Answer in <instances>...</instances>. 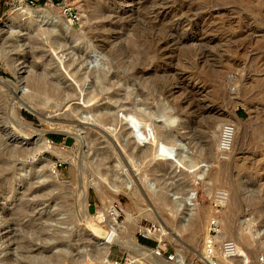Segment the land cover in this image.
I'll return each mask as SVG.
<instances>
[{"label": "rangeland", "instance_id": "1", "mask_svg": "<svg viewBox=\"0 0 264 264\" xmlns=\"http://www.w3.org/2000/svg\"><path fill=\"white\" fill-rule=\"evenodd\" d=\"M66 1L82 15L80 25L71 24L72 29L108 61L109 88L101 95L95 92L94 105L90 103L89 108H101L105 103L117 108L120 102L128 107L135 100L126 98L127 90L133 93L132 98L147 101L151 108L163 106L167 114L177 117L178 127H184L173 130H177L207 173L205 180L194 181L201 230L193 237L190 228L182 232L176 228L175 211L143 186V176L151 173V164L143 159L131 162L111 123L101 124L94 116L78 117L76 110L87 109V104L83 89L78 88L67 65L73 53L66 60L60 56L75 50L73 38L64 39V47L58 51L53 40L50 42L33 27L23 28L22 21L9 27L11 15L17 12L21 1L0 0V49L5 52V58H0V163H7L9 170L0 176V264L5 259L7 264H39L36 258L48 261L54 256L56 261L51 259V264L64 258L66 264H72L65 254L67 249L76 256L84 254L83 248L91 236L87 228L90 222L85 226L80 220L81 190L86 193L88 212L93 217L113 202L120 204L125 213L119 222L131 212L143 226L153 224L152 230L158 231L162 225L170 232L159 241L132 228L131 236L143 246L156 249L160 245L166 255L180 251L188 264H264V0ZM48 9L58 10L55 6ZM40 79L45 80V87L53 84L60 88L59 95L34 86ZM28 106L38 114L30 112ZM12 109L28 125L19 124ZM225 123L234 124L236 132L232 152L221 158L217 145ZM125 128L120 127V133ZM69 129L87 135L88 146L80 149ZM35 130H42L47 141L65 152L64 157L47 150L37 158H9L13 149L32 147ZM51 135L60 139L56 141ZM80 156L84 160L80 161ZM118 158L122 161L118 170L132 180L130 193H113L109 181L104 179L109 176L105 171H110ZM44 160L52 163L46 169L56 176L57 186L53 189H45L34 175L25 181L12 180L20 165L40 168ZM101 160L104 162L100 165ZM58 164L62 166L55 172ZM92 179L104 181L102 192L89 184ZM222 191L226 203L216 206L215 197ZM147 206L157 214L148 215ZM212 218H218L224 239L237 244L235 258H222L219 245L214 260L205 257L204 237ZM143 239L154 244H144ZM119 247H111L109 258L126 264L128 252Z\"/></svg>", "mask_w": 264, "mask_h": 264}, {"label": "bare ground", "instance_id": "2", "mask_svg": "<svg viewBox=\"0 0 264 264\" xmlns=\"http://www.w3.org/2000/svg\"><path fill=\"white\" fill-rule=\"evenodd\" d=\"M20 1H21L20 5L16 8L17 12L15 11V13L11 15L12 19L9 20L11 23L10 24L8 23L9 24L8 26L9 27L17 26L15 24L18 22L21 23L20 21H22L23 28L27 29L29 27L30 28L33 27L35 30H37V32L44 33L50 42L53 40V42L56 43L55 50H58V51H60V49L64 47V43L66 41V40L64 41V39L66 38L68 39V37L73 38V42L75 43L74 44L75 46L73 48L75 49L74 51L76 52H74L73 50L69 51V53L63 52L60 56L62 59L66 60L67 55H69L70 53H73L71 58H69L67 65L71 72L70 75L75 81V83L78 85V88L83 89V92H84L83 101L84 103L87 104V109L84 110L82 108L81 109L79 108L76 110L78 117L80 119H88L91 116H94L95 119L99 123L101 124L111 123L115 127V137L118 140V142L124 143L123 146L126 148V151L128 152V156L131 162L134 159H141V160L143 159L142 161H147L148 164H151V167H152L151 173L145 174V176H143L144 177L143 186H145L146 190L151 195L155 196L159 202L166 203L171 206V208L175 211L176 228L180 232L187 231V229L190 228L191 235L193 237L196 236L200 232L201 227H200V219H199V216H197L196 208H195L196 199H197V196H196L197 190H196V187L194 186V181L196 179L205 180L207 173H206V169L200 165L201 161L198 160L195 157V155L189 149H187V147L183 144L182 140L177 134L178 133L177 130H173L174 127H178V124H176L177 117L173 113L167 114L165 112V108L161 105H157V107L151 108L148 105L147 101L138 102V98L136 99L134 97L132 98L133 93L127 90H125L126 95H127L126 98L130 99L129 100L130 102H132L133 99L135 100L132 102V104H130V106L128 105V107L126 106L127 105L126 103H128L127 101L126 103H124L126 104L125 106L122 105L123 103L121 104V102L119 101L120 103H118L119 105L117 106V108L114 107L115 105L111 106L110 103H105L101 108H93V107L89 108L90 103L92 104V100L95 98L94 95L97 92H98L97 95H101L103 91L109 88L108 70H107V68H109L108 61L106 60V58L105 59L102 58V54L96 47L92 46L91 43L84 41L81 35L72 29L73 27H71V22L62 13H60V11L57 10V12L56 11L53 12L54 10L52 11V9L50 10L48 9V7L47 8L45 7L34 8L32 6H29V4L25 3L24 0H20ZM4 23L6 22H3V24ZM12 32H14V30H12ZM62 41H64V43ZM0 58H5V52L3 49H0ZM0 79H2L1 76H0ZM112 80H114V78ZM55 81L56 79L54 80V83ZM114 81H116V79ZM44 82L45 80L40 79L38 80L37 85H34V86H37V88H40V89L42 88V90L44 91L46 90L47 93L54 94L56 96L59 95L58 89L60 88L58 89L55 88L53 84H49L48 87H45ZM120 83L122 82L120 81ZM125 91L123 92L125 93ZM116 97L117 99H119L118 96ZM117 101L118 100H116L115 103H117ZM29 109H30V112H33L36 115L38 114V112L34 110L33 108H29ZM12 115L13 117L16 118V121L19 124L24 125V126L28 125V123L24 121L16 113L15 109H12ZM134 117H136L135 119L137 121L134 119ZM120 127H126L125 129L127 130L124 131L123 133H120V129H119ZM182 128L184 127H178V130ZM72 131L71 130L68 131L69 134L71 136H75L76 140H78L79 142L78 144L79 148L84 149L87 145L86 144L87 135L85 136V135H82L81 133H78V132L75 133ZM35 133L36 134L34 136V141H32L31 143L32 147H25L20 150L13 149L14 152L13 150L10 151V153H8L9 154L8 157L10 158V157H15V156H22L24 158L25 157L26 158L27 157L37 158L41 153L47 150L48 151L54 150L56 154L58 153L61 156L65 154V152L60 150L59 147L52 145L51 141L50 142L47 141L42 130H35ZM0 141H2V139ZM12 152L13 154H11ZM104 155L101 154L99 156H104ZM81 160H84V156H82V159L80 156V161ZM103 162L104 160H101L99 164L101 165V163ZM50 165H52V163L48 160H44V164L42 166H39L40 168L38 167L33 168L32 166L28 167V164L22 165V166L20 165V167L16 169V173H14V176H13L14 178L12 180H16L18 182V180L21 179L25 181L26 179H29L31 178L32 175H34L33 177L34 178L36 177L37 179L36 181H38L39 183H42V186L43 184L45 185V189L46 188L53 189L54 186H57L56 183L54 182L56 179V176H54L51 171L49 172V170L46 169V167H49ZM120 167H122V161L118 158L115 162L114 167L110 171L109 170L108 171L106 170L107 172L105 171V173H108L107 175L109 176H106L104 179L109 181L111 191L113 193H116V194L130 193L129 191H131V189L133 188L132 180L130 179L128 175L124 174L123 172L121 173L118 170V168ZM7 170H8V164L1 162L0 163V176L5 175L4 173ZM98 172H100V170ZM100 176L104 177V174H101ZM176 177L178 178L176 179ZM168 178L172 180L169 182ZM4 182H6V180ZM89 182H90L89 184L93 185L97 191L99 192L103 191L102 190V182H104L103 180L92 179ZM81 194L83 196L81 198V202L79 201L80 203L79 205L81 206L80 220L85 226H86V223L90 222V225L87 224L88 226L87 228H89V231H90L89 236L91 237L87 239L88 241H90V243L89 244L86 243L87 245H85V247L83 248L84 251L82 253L84 254H80L79 256H76L75 253H72L73 251L71 252V251H68L67 249V252H65V254L68 257V260L72 264H88L87 263L88 261H92L95 264H113L112 263L113 260L111 261L109 258L111 247L113 245H116V246L118 245L128 252L129 257L126 258L127 260L126 264H131L135 261H139L140 264H171L168 261L164 260L162 256L158 255L157 249H151L149 247H146V246H143L137 243L134 237H132L130 233V230L136 227V230L138 233H142L147 236H153L159 241H161L163 238H165L166 234L170 233V232L169 233L166 232V230L164 229L162 225H161L160 230L153 231L152 229L147 228L143 226L142 224H140L139 219H137L136 216H134L131 212H127L126 217L123 221H120V222L113 221L112 223V219L106 216V212L109 206H111L113 202L110 205L105 206V208L98 210L97 215H94L93 217L88 212V207H87L88 202L86 199L85 191L81 190ZM115 202H118V201L115 200ZM41 203L43 202L41 201ZM142 209L143 210L141 211H144L143 207ZM138 210L140 213V206ZM145 212L147 214L148 212L157 214L156 210L151 206H147V208H145ZM145 212L144 214H146ZM63 215L65 216V214ZM79 216L80 215H78V217ZM94 219L97 222H95ZM101 222H104L105 226L108 227V230L103 229V227L101 226ZM229 228L231 229V224H229ZM207 233H208V230H207ZM224 237H225V234L221 232L217 236L216 239L222 240L224 239ZM242 237L246 243L249 242V239L246 236H242ZM84 238H87V237H84ZM204 238H205V243H206L207 234L205 235ZM89 245H92V248H90L91 246ZM87 246H89L90 249L87 248ZM64 250L66 249L64 248ZM203 252L206 257L207 255H206L205 244H204ZM27 256H29V254ZM38 257H40V255ZM50 257L48 258L50 259ZM54 257L51 259L54 260ZM222 258L224 257L222 256ZM26 259H28V257H26ZM36 259H38L39 264L44 263V262H46V264H51L50 262L51 259L48 261L47 260L43 261L42 258H36ZM66 261H67L66 258H64L60 261H57L54 263L52 262V264H66L65 263ZM8 262H9L8 259H5L4 264H7ZM19 264H23V263H19ZM174 264H188L182 252L179 251L176 254ZM208 264H217V263L216 261H212Z\"/></svg>", "mask_w": 264, "mask_h": 264}, {"label": "built area", "instance_id": "3", "mask_svg": "<svg viewBox=\"0 0 264 264\" xmlns=\"http://www.w3.org/2000/svg\"><path fill=\"white\" fill-rule=\"evenodd\" d=\"M25 3L29 4L32 7H48V6H55L60 13H62L70 22L71 24H78L82 20V15L80 11L76 8L75 5L68 3L66 0H25ZM235 126L232 123H225L220 131L219 141L217 145L218 155L221 158L227 157L233 150V142L235 137ZM61 164H58L55 167V172L59 170ZM226 194L224 191L217 194L215 197L216 206H223L226 203ZM124 210L120 204H112L109 206L106 216L112 219L113 221H119L123 215ZM103 226H105L104 222H101ZM107 227V226H106ZM147 228L155 229V225L148 226ZM108 230V227H107ZM221 231V225L219 223L218 218H212L209 222L208 226V233L206 238V255L208 258L214 260L216 258V249L219 245V253L227 259L235 258L238 255V248L235 242L231 239H224L223 241L219 242L216 238ZM140 235L147 237V235L139 233ZM158 255L162 256L164 260L168 262H172L175 260V253H170L168 255L165 254L164 249L159 245L157 246ZM204 262V261H203ZM113 264H122L117 260L112 261ZM95 264V263H93ZM204 264H207L204 262Z\"/></svg>", "mask_w": 264, "mask_h": 264}, {"label": "trees", "instance_id": "4", "mask_svg": "<svg viewBox=\"0 0 264 264\" xmlns=\"http://www.w3.org/2000/svg\"><path fill=\"white\" fill-rule=\"evenodd\" d=\"M25 116L28 117V118H30V119L32 118V116H31L30 114H27V113H25ZM51 137H52L54 140H56V141H58V140L60 139V137H59V136H56V135H51ZM142 242H143L144 244H154L153 241H151V240H146V239H143Z\"/></svg>", "mask_w": 264, "mask_h": 264}]
</instances>
